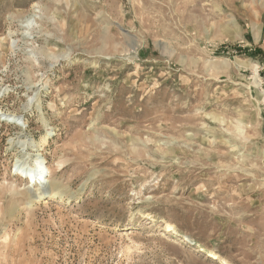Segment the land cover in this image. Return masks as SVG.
Returning a JSON list of instances; mask_svg holds the SVG:
<instances>
[{
    "label": "rangeland",
    "instance_id": "374dc122",
    "mask_svg": "<svg viewBox=\"0 0 264 264\" xmlns=\"http://www.w3.org/2000/svg\"><path fill=\"white\" fill-rule=\"evenodd\" d=\"M196 243L264 264V0H0V264Z\"/></svg>",
    "mask_w": 264,
    "mask_h": 264
},
{
    "label": "bare ground",
    "instance_id": "6f19581e",
    "mask_svg": "<svg viewBox=\"0 0 264 264\" xmlns=\"http://www.w3.org/2000/svg\"><path fill=\"white\" fill-rule=\"evenodd\" d=\"M43 140H44V142H46L47 137H44ZM21 142H23V141H21ZM43 161H45V160H41L38 164H32L31 166L25 167V168L23 167V164L18 165L17 168L25 171V176L28 180V183L32 182L34 184H37V183H40L41 181L44 180V178H45L44 172L46 173L48 171V166L46 163L44 164ZM43 201L45 203L48 202V196L43 197ZM195 247H196L195 248L196 251L205 252L206 256L208 258H210L211 260L217 261V264H231L227 258L219 257L217 253H215L214 251H211V250H207L203 245H201L199 243H196Z\"/></svg>",
    "mask_w": 264,
    "mask_h": 264
}]
</instances>
